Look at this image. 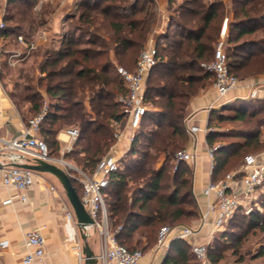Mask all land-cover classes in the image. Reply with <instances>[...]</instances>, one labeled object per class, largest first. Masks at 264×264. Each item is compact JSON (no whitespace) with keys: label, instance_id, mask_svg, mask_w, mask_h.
Instances as JSON below:
<instances>
[{"label":"trees","instance_id":"16d2710c","mask_svg":"<svg viewBox=\"0 0 264 264\" xmlns=\"http://www.w3.org/2000/svg\"><path fill=\"white\" fill-rule=\"evenodd\" d=\"M25 1L24 5L30 8L15 7L17 0L8 1L7 7L11 4L13 7L9 8L11 12L7 8V27L0 32V39L10 38L16 34L17 28L28 22L31 26L38 0ZM174 2L170 0V6ZM229 2L233 10L225 51L230 72L238 77L264 74V0ZM224 4L223 0H184L174 8L175 15L167 32L158 38V60L147 80L149 109L129 149L120 158V168L110 175L105 190L110 227L117 231L118 241L131 250L142 244L144 252L155 245L158 231L164 224L181 226L186 219L195 218L197 221L200 217L201 211L192 188V167L187 161L174 165L173 160L175 153L184 149L188 140L185 120L191 98L214 80L213 74L201 63L213 59L220 22L225 16ZM119 11L124 15H117ZM154 15L147 10L146 4L141 5V0H81L75 17L78 30H95V38L87 39L89 44L113 49L121 60H128L131 64L132 55L145 47ZM9 21H15V25H10ZM103 29L112 32L110 39L100 34ZM257 31H261L260 37H251ZM26 40L30 42V39ZM60 44L41 66L48 80L46 92L53 101L48 106L39 136L47 144L50 142V153L57 156L56 152L60 151L58 133L65 126L77 128L78 137L64 158L68 161L72 158L84 169L93 170L116 142L114 133L117 125L122 127L126 121L118 100V96L126 92V87L111 59L97 60L103 54L102 50L80 48L75 33L66 34ZM137 61L128 69L134 71ZM40 107L39 103L32 104L34 110ZM222 110L231 113L225 114ZM263 112L264 105L253 110L225 105L211 113L207 141L210 147L219 144L213 152V181L224 177L221 173L232 160L242 157L243 162L251 150L264 146L260 137L264 117H259ZM225 120L246 125L221 130L214 124ZM159 161L162 163L157 167ZM71 179L81 195L82 184L78 189L75 177L71 176ZM258 202L259 207L240 209L227 222L232 228L244 227L242 235L226 229L214 235L211 242H204L212 264L223 259L224 246L231 243L233 237L238 236L237 246H240L251 229L264 231V191L259 194ZM238 214L243 222L234 223L233 219ZM135 235L138 236L136 239ZM233 254H238L236 247ZM262 255L264 247L259 253ZM163 264L202 262L193 253L191 240L181 238L171 242Z\"/></svg>","mask_w":264,"mask_h":264},{"label":"built area","instance_id":"2783aa9c","mask_svg":"<svg viewBox=\"0 0 264 264\" xmlns=\"http://www.w3.org/2000/svg\"><path fill=\"white\" fill-rule=\"evenodd\" d=\"M8 1L0 0V32L7 27L5 17ZM229 25L230 18L226 16L221 25L220 37L215 44L213 59L201 63L214 76L212 86L218 94L216 101L225 97L240 82V78L230 72L227 62L225 50ZM19 40H24V37L20 35ZM157 60L158 50L156 44L150 42L140 53L134 71L124 66H116L117 73L126 87V92L118 96L126 121L122 127L118 125L114 133L116 142L111 146L109 152L98 160L93 170L84 171L64 158V152L71 150L72 142L78 137L79 130L77 128L66 129L68 144L63 149L62 156L57 157L50 153L46 140L39 136L41 124L47 113V106H44L39 112L29 118L23 134L13 138L0 137V154L8 153L12 162L11 165H5L0 161V193L2 189L9 191L17 189L20 191L22 201H27L26 191L36 182L39 172L19 165L31 160L43 159L58 164L73 177L76 176V173L79 174L77 178L82 184L80 199L94 220V224L87 229H93L100 239V252L95 255L98 264H142L143 251L141 249L131 250L120 243L116 236L117 231L111 229L109 212L105 201V190L109 185L110 175L120 168V158L116 157L112 150L116 143L122 139L126 125L132 131L130 135V140L132 141L135 132L140 127L142 118L149 109V105L146 102L147 80ZM258 92L259 87L254 86L250 93L251 97H256ZM187 130L189 133H196L201 130V126L193 125ZM204 130L207 132L209 129L205 128ZM218 146L219 144H216L208 149V154L212 160V169L214 164L213 152ZM193 159L194 154L181 149L175 153L174 161L175 164H178L181 161L189 162ZM259 189L260 192L261 189L262 191L264 189V150L246 154L242 164L227 172L222 179L218 181L211 179L204 187L203 193L209 197L213 195L214 200L208 204L205 211L201 212L199 223L190 226H161L158 231L157 246H164L173 231H176L175 238L177 239H191L209 222L212 224L214 232L221 231L240 209L251 210L253 208L252 205L256 202ZM12 203L13 196L10 193L0 201V204L4 205ZM63 209L65 217L77 224L73 208L65 204ZM211 215L213 216L212 219L210 218ZM7 245V241H0V247H6ZM45 247L46 238L41 230L28 231L25 235L24 263L35 264L40 261L45 255ZM72 249L77 254L78 259L83 262L85 255L82 244L76 242ZM192 251L202 264H212L208 258L206 243L192 242Z\"/></svg>","mask_w":264,"mask_h":264},{"label":"crops","instance_id":"0c3cea01","mask_svg":"<svg viewBox=\"0 0 264 264\" xmlns=\"http://www.w3.org/2000/svg\"><path fill=\"white\" fill-rule=\"evenodd\" d=\"M159 6L160 10L164 8L162 4ZM2 62L0 54V137L13 138L24 133L31 113H26L15 103L4 80ZM239 78L238 86L219 101H216L218 94L210 84L191 98L186 109L187 129L193 125L201 126V130L188 134L184 148L194 154V159L189 161L193 170L192 188L201 212L205 211L208 204L214 200L213 195L209 197L203 193L204 187L212 177V160L208 154L210 146L207 141L211 113L225 105L250 110L264 105V74L259 73ZM254 86L259 87V92L256 97H251L250 93ZM205 128L209 130L206 132ZM218 129L226 130L228 127ZM131 134L130 127L126 125L122 139L116 143L112 150L116 157L121 158L129 149ZM57 138L60 141V154L57 157H60L68 144L66 130H61ZM65 153L66 151L64 155ZM0 161L5 165L12 164L8 153L0 154ZM31 162L34 161L27 163ZM9 193L13 196V203L0 204V241L8 242L6 247H0V264H25L23 261L25 235L34 229L41 230L46 238L45 255L35 264H85V260L81 262L72 249L76 242H80L84 247L81 230L78 223L76 224L65 217L63 205L71 206V204L64 188L54 175L39 172L36 182L26 191L28 199L25 202L22 201L20 191L17 189L10 191L2 189L0 201ZM210 218L212 219L213 216L211 215ZM199 220L200 217L193 225H197ZM91 232V228L86 230L87 241L96 255L100 250V243L96 239H91ZM213 234L214 228L209 222L190 240L196 243L208 242ZM175 235L176 231H173L164 246L159 247L156 243L147 248L143 252L142 264H163L171 242L177 239Z\"/></svg>","mask_w":264,"mask_h":264},{"label":"rangeland","instance_id":"374dc122","mask_svg":"<svg viewBox=\"0 0 264 264\" xmlns=\"http://www.w3.org/2000/svg\"><path fill=\"white\" fill-rule=\"evenodd\" d=\"M134 1V0H131ZM170 0H154V2L146 3L145 0H141V5L146 4L147 10L151 13L154 12V17L152 18V29L148 35V39L144 46L148 45L150 42L157 44L158 38L160 35L164 34L168 30V26L171 22V18L175 15L174 8H176L179 4L183 3L184 0H175L173 4H169ZM224 1V9L225 16L222 18L220 22V29L223 23V20L226 16L232 18V10L233 5L230 0ZM27 2L25 0H17L16 6L27 7L25 6ZM81 3V0H38V3L34 6V14H33V22H29L22 25L21 28L16 29V34L11 36L10 38H2L0 39V54L2 57V71L5 83L8 86V90L11 92V95L19 108L27 112H30L32 115L39 112L44 106H49V104L53 101L51 96L46 92V84L48 80H46V72L41 70V66L46 64L47 57L51 55L54 51H56L60 47V42L64 39V36L68 33H75L78 39V46L82 49H96L102 50L103 54L98 56L97 60L105 61L107 58L111 59L115 67L116 66H124L126 68H130V66L134 65L143 48L139 50L137 53L132 55L131 64L128 60H121V56H117L115 51L110 48H102L99 44H89L87 39L95 38L93 36V32L95 30L91 28L89 32L86 29L78 30L76 23L77 18L75 15L78 14V7ZM159 4H162L164 8L160 10ZM15 5V4H14ZM13 7V4L10 5V9ZM8 8V7H7ZM8 8V10H9ZM7 10V11H8ZM10 11V10H9ZM12 11V10H11ZM10 11V12H11ZM33 11V10H32ZM126 13H130L127 11ZM117 15L123 16L124 12L119 11L116 12ZM72 17V18H71ZM101 19V18H100ZM10 25H15V21H9ZM100 34L110 39L112 32L108 30H100ZM22 35L24 40H19V36ZM261 35V31H257L255 34L251 35L253 38H258ZM220 37V35H219ZM26 38L30 39V42L26 40ZM99 43V42H98ZM131 66V67H132ZM112 73L114 70L112 69ZM33 103H39L41 107L37 110L32 108ZM222 113L228 114L231 113L229 110H222ZM259 117H264V112L259 114ZM123 124V123H122ZM125 124V122H124ZM214 124H217L218 127L222 129H226L227 127H243L246 124L241 122H231V121H215ZM118 126V125H117ZM213 127H217L214 126ZM71 128V126H65L64 131L66 129ZM262 131L261 139L264 141V124L260 126ZM220 138L217 139L219 141ZM227 140V139H225ZM76 141V140H75ZM72 142V148L74 145ZM49 147L52 149L50 142H48ZM71 148V149H72ZM264 150V146L258 149H253L250 153L258 152ZM71 151V150H70ZM56 152V150H55ZM69 152V151H67ZM109 152V151H108ZM60 154V151L56 152ZM123 157V156H122ZM162 160V159H160ZM70 162L84 171H90V169H84L77 162H75L72 158ZM242 157L238 159H234L231 161L230 165L227 169H225L221 176H225V174L235 167L241 165ZM162 162L159 161L157 167L160 166ZM172 161L170 162V164ZM175 165V161L173 160ZM76 186L80 189L81 181L77 178L79 174L76 173ZM264 191V189H263ZM261 189L257 191L258 193L263 192ZM258 193L256 202L252 205L253 207H259L258 202ZM259 193V194H260ZM238 216V217H237ZM236 218L233 219V222L241 223L243 219L240 218V214H238ZM196 221L195 218L186 219L182 222L183 225H191ZM164 225H172V224H164ZM244 228V227H243ZM243 228L231 227V224H227L221 231L214 232L213 236L209 238L208 242H211L214 235L225 231L226 229H231L238 236L242 235ZM204 229L202 230V232ZM92 240L96 239L98 243H100V239L97 233L92 229ZM233 237L230 242L226 244L225 251L223 252V259L218 264H264V255L259 256V253L264 247V231H260L258 229H251L248 234L246 233L244 238L242 239V244L237 246V237ZM138 236L135 235V239ZM136 241V240H134ZM143 241H145L143 239ZM156 241V240H155ZM227 241V240H226ZM229 241V240H228ZM128 245V244H127ZM129 246V245H128ZM236 247L238 249V254H233V248ZM138 249H142V244L137 246ZM100 252V250H99ZM98 252V253H99ZM242 258V259H240ZM240 260V261H239ZM194 261V260H193Z\"/></svg>","mask_w":264,"mask_h":264},{"label":"water","instance_id":"95a60500","mask_svg":"<svg viewBox=\"0 0 264 264\" xmlns=\"http://www.w3.org/2000/svg\"><path fill=\"white\" fill-rule=\"evenodd\" d=\"M19 166L29 168L37 172L50 173L59 180L75 212L78 227L81 230V237L84 241L83 253L85 255V264H98L95 253L87 241L88 233H86L87 228L94 224V220L81 202L80 195L73 185L71 175L58 164L51 163L43 159H36L34 162L20 164Z\"/></svg>","mask_w":264,"mask_h":264}]
</instances>
